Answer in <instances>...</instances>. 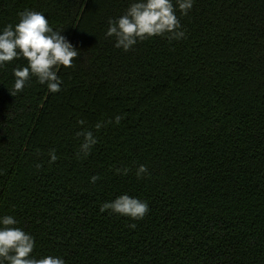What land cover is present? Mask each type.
<instances>
[{"label":"trees","instance_id":"obj_1","mask_svg":"<svg viewBox=\"0 0 264 264\" xmlns=\"http://www.w3.org/2000/svg\"><path fill=\"white\" fill-rule=\"evenodd\" d=\"M131 2L0 0V32L34 10L80 52L55 94L33 77L13 96L27 61L0 68V217L66 264H264V0H194L186 38L125 52L105 32ZM122 194L148 214L100 212Z\"/></svg>","mask_w":264,"mask_h":264},{"label":"clouds","instance_id":"obj_2","mask_svg":"<svg viewBox=\"0 0 264 264\" xmlns=\"http://www.w3.org/2000/svg\"><path fill=\"white\" fill-rule=\"evenodd\" d=\"M194 0H132L122 15L117 18H109L105 38L114 37L115 47L128 52L138 43L154 37H162L169 40L186 38L182 29L180 18L186 16L193 7ZM18 23H9L0 32V68L7 63L23 58L27 66H18L13 69L15 77L13 89L10 93L15 96L23 92L29 81L36 77L40 84H46L50 93H58L61 89L62 79L58 75L60 66L64 68L74 67V60L80 52L61 35L62 31L54 30L50 26L46 16L38 11L25 9L18 13ZM126 118L124 115L114 117L115 124ZM113 123V120L97 122L94 127L97 131ZM84 125V120L78 121ZM81 138L77 158L81 155L87 158L93 146L98 143L93 132L84 129L76 133ZM49 163H55L58 159L56 150L49 152ZM37 168L41 165L37 164ZM130 169H116L117 174L127 175ZM148 174L146 165H139L136 177L143 178ZM99 176L91 177L90 182L95 184ZM100 212H109L132 220H142L149 212L147 201L122 194L114 200L104 202L100 206ZM19 221L12 215L0 217V264H66V261L54 255L37 257L33 255L36 247L35 238L17 227ZM136 224L128 225L131 229Z\"/></svg>","mask_w":264,"mask_h":264}]
</instances>
